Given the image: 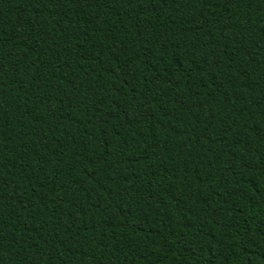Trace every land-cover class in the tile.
<instances>
[{
  "label": "trees",
  "instance_id": "trees-1",
  "mask_svg": "<svg viewBox=\"0 0 264 264\" xmlns=\"http://www.w3.org/2000/svg\"><path fill=\"white\" fill-rule=\"evenodd\" d=\"M0 264H264V0H0Z\"/></svg>",
  "mask_w": 264,
  "mask_h": 264
}]
</instances>
